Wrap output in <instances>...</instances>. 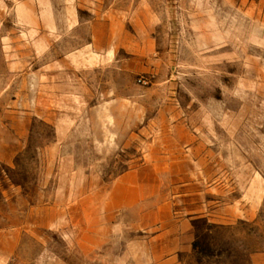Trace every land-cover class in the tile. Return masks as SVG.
Instances as JSON below:
<instances>
[{
  "label": "rangeland",
  "instance_id": "obj_1",
  "mask_svg": "<svg viewBox=\"0 0 264 264\" xmlns=\"http://www.w3.org/2000/svg\"><path fill=\"white\" fill-rule=\"evenodd\" d=\"M168 254L264 264V0H0V264Z\"/></svg>",
  "mask_w": 264,
  "mask_h": 264
},
{
  "label": "crops",
  "instance_id": "obj_2",
  "mask_svg": "<svg viewBox=\"0 0 264 264\" xmlns=\"http://www.w3.org/2000/svg\"><path fill=\"white\" fill-rule=\"evenodd\" d=\"M69 9H72V8L69 7ZM71 15H73V14L71 13ZM7 162H9V161L7 160ZM180 250L187 251L188 250V247L187 248H184V249L182 247H179L177 249V251H180ZM171 254H168V255L165 256V262H164V264H181L180 261L174 255H171ZM260 259L261 258L259 256H256L254 258V264H258V261Z\"/></svg>",
  "mask_w": 264,
  "mask_h": 264
},
{
  "label": "trees",
  "instance_id": "obj_3",
  "mask_svg": "<svg viewBox=\"0 0 264 264\" xmlns=\"http://www.w3.org/2000/svg\"><path fill=\"white\" fill-rule=\"evenodd\" d=\"M206 230H207V241H208V239H209V233H211L212 230H213V226L210 225L208 222H207V228H206ZM204 236H206V234H205ZM199 238H200V234H197V243L195 242V244H194V249H195V250L198 249V239H199ZM201 238H202V237H201ZM207 244H208V242H207Z\"/></svg>",
  "mask_w": 264,
  "mask_h": 264
}]
</instances>
